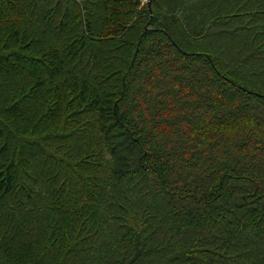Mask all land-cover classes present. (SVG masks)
<instances>
[{
    "label": "trees",
    "instance_id": "1",
    "mask_svg": "<svg viewBox=\"0 0 264 264\" xmlns=\"http://www.w3.org/2000/svg\"><path fill=\"white\" fill-rule=\"evenodd\" d=\"M0 264H264V0H0Z\"/></svg>",
    "mask_w": 264,
    "mask_h": 264
},
{
    "label": "water",
    "instance_id": "2",
    "mask_svg": "<svg viewBox=\"0 0 264 264\" xmlns=\"http://www.w3.org/2000/svg\"><path fill=\"white\" fill-rule=\"evenodd\" d=\"M149 4H150V2H149Z\"/></svg>",
    "mask_w": 264,
    "mask_h": 264
}]
</instances>
